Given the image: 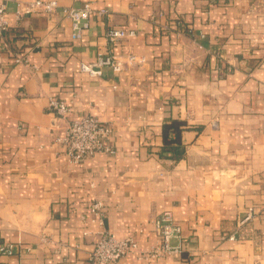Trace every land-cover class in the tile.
I'll use <instances>...</instances> for the list:
<instances>
[{
    "label": "crops",
    "instance_id": "crops-1",
    "mask_svg": "<svg viewBox=\"0 0 264 264\" xmlns=\"http://www.w3.org/2000/svg\"><path fill=\"white\" fill-rule=\"evenodd\" d=\"M32 1H7L0 39V246H15L0 264H90L106 231L146 252L165 211L180 252L118 264H264V0H54L16 20ZM85 3L73 38L62 8ZM112 27L135 35L110 49ZM110 50L120 72L81 71ZM88 116L112 126L114 154L73 164L56 138Z\"/></svg>",
    "mask_w": 264,
    "mask_h": 264
},
{
    "label": "built area",
    "instance_id": "built-area-1",
    "mask_svg": "<svg viewBox=\"0 0 264 264\" xmlns=\"http://www.w3.org/2000/svg\"><path fill=\"white\" fill-rule=\"evenodd\" d=\"M7 1L0 0V39L8 31L9 26V21L6 18ZM58 8V3L54 0H34L28 3H17L14 16L16 20H19L26 15L35 13L50 14ZM62 10L71 21L73 38L80 37L81 31L88 26L89 17L95 13L89 3H85L81 7H65ZM104 13V11L96 12L98 15ZM134 35L133 30L112 27L106 32L105 37L109 48L112 49L122 40L131 38ZM22 60L17 58L15 62L18 63ZM141 62H143L142 58L137 59L133 55L128 57L129 64ZM103 68H109L112 72L118 73L123 69V63L110 50L106 55L97 57L94 63L82 64L80 67L82 72L90 76H100ZM48 108L62 119L67 118L69 109L63 101L50 99ZM111 133V125L99 121L96 117L88 116L66 122L62 135L56 138V142L65 147V154L71 163L80 164L84 159L92 157L96 153L114 154L113 149L105 145ZM101 208V202L90 205L91 212L96 215L100 213ZM251 217L252 210L249 209L243 221H247ZM153 223L158 242L149 251L138 252L137 244L132 236L119 239L106 231L99 233L89 254L88 262L90 264H118L126 255L133 253L137 254L139 260L162 258L179 253L182 248L181 228L174 223L171 212H163ZM173 240L177 241L176 245L171 244ZM14 250L15 246L12 244L0 246V253L3 255H12Z\"/></svg>",
    "mask_w": 264,
    "mask_h": 264
}]
</instances>
